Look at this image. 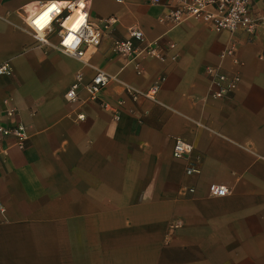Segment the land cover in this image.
Wrapping results in <instances>:
<instances>
[{
  "label": "crops",
  "instance_id": "crops-1",
  "mask_svg": "<svg viewBox=\"0 0 264 264\" xmlns=\"http://www.w3.org/2000/svg\"><path fill=\"white\" fill-rule=\"evenodd\" d=\"M48 0H0V113L26 125L20 149L13 138L0 159V264H264V5L256 34L216 33L190 19L170 28L163 4L149 0H87L93 21L116 17L100 48L84 60L43 48L24 30L31 10ZM140 28L145 38L175 42V61L115 55L114 39ZM143 46L144 42L137 41ZM233 46L240 64L236 92L207 96L206 65ZM103 68L115 79L100 99L65 92L82 73ZM165 80L160 102H133L126 82L149 88ZM124 98L120 120L102 102ZM83 114V118L78 116ZM142 117V122L138 121ZM194 149L175 158V139ZM197 171L187 174L188 165ZM225 185L226 196L209 192ZM185 187L193 192L183 193Z\"/></svg>",
  "mask_w": 264,
  "mask_h": 264
},
{
  "label": "built area",
  "instance_id": "built-area-1",
  "mask_svg": "<svg viewBox=\"0 0 264 264\" xmlns=\"http://www.w3.org/2000/svg\"><path fill=\"white\" fill-rule=\"evenodd\" d=\"M154 4H163L164 12L159 16L161 23L167 24L171 29L193 19L207 24L216 32L233 34L243 31L250 37L259 29L261 18L254 15L253 11L258 0H149ZM264 5V0H261ZM116 17H105L96 22L91 19L90 7L87 0H48L40 7L27 13L24 19V30L30 33L39 46L54 48L67 55L84 60L90 50L101 47L106 37L110 36L117 23ZM144 42L143 46L136 42ZM176 48L175 42H164L161 38L149 41L140 28H131L129 36L124 39H114L112 51L115 55L129 58L141 74V58L148 56L160 61H175L177 54L172 52ZM226 60L234 65H239L234 54L233 46L225 47L219 53V61L215 65H206L204 73L208 78L207 96L212 99H223L232 96L238 87L240 74L238 70L229 72L223 69ZM14 72L9 60L0 64V75L10 76ZM115 79L111 73L103 68H96L95 75L85 82L82 73L77 74L75 82L65 92V98L74 102L80 98L81 90H85L92 100L100 99L101 92ZM165 76L161 75L147 89L123 82L122 91L133 102L139 103L147 99L160 102L158 96ZM125 99H118L116 104L103 101L102 105L111 111L115 120H120ZM14 115V110L9 109L0 113V144L13 138V145L20 149L26 147L30 136L23 123L9 124L8 118ZM79 118L84 115L80 114ZM142 122V117H138ZM194 147L187 140L177 137L173 146V156L183 159L189 158ZM8 148H2L0 159L7 153ZM197 169L188 165L186 173L189 175ZM209 192L213 196L223 197L229 191L225 185L210 184ZM183 193L193 192V188L185 187Z\"/></svg>",
  "mask_w": 264,
  "mask_h": 264
}]
</instances>
